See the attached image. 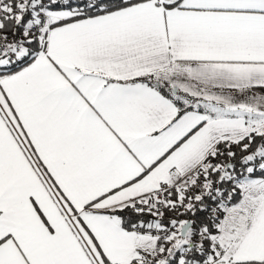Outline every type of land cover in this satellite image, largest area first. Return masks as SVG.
<instances>
[{"label":"snow or ice","instance_id":"obj_1","mask_svg":"<svg viewBox=\"0 0 264 264\" xmlns=\"http://www.w3.org/2000/svg\"><path fill=\"white\" fill-rule=\"evenodd\" d=\"M0 264H264V0H0Z\"/></svg>","mask_w":264,"mask_h":264}]
</instances>
